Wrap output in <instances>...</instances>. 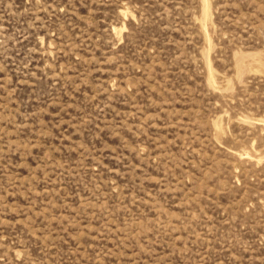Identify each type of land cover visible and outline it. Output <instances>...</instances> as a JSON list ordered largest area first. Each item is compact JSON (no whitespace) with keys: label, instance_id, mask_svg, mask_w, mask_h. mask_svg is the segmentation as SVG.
<instances>
[{"label":"rangeland","instance_id":"obj_1","mask_svg":"<svg viewBox=\"0 0 264 264\" xmlns=\"http://www.w3.org/2000/svg\"><path fill=\"white\" fill-rule=\"evenodd\" d=\"M0 264H264V0H0Z\"/></svg>","mask_w":264,"mask_h":264}]
</instances>
